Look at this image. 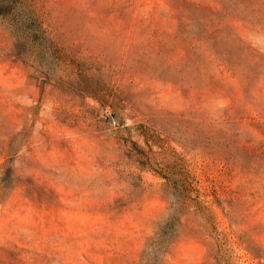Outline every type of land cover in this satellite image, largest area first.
<instances>
[{
  "label": "rangeland",
  "instance_id": "1",
  "mask_svg": "<svg viewBox=\"0 0 264 264\" xmlns=\"http://www.w3.org/2000/svg\"><path fill=\"white\" fill-rule=\"evenodd\" d=\"M23 2L0 264H264V0Z\"/></svg>",
  "mask_w": 264,
  "mask_h": 264
},
{
  "label": "trees",
  "instance_id": "2",
  "mask_svg": "<svg viewBox=\"0 0 264 264\" xmlns=\"http://www.w3.org/2000/svg\"><path fill=\"white\" fill-rule=\"evenodd\" d=\"M25 4L23 0H0V15L12 16L17 10H23ZM29 21L36 25L33 18H27Z\"/></svg>",
  "mask_w": 264,
  "mask_h": 264
}]
</instances>
